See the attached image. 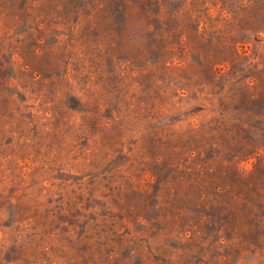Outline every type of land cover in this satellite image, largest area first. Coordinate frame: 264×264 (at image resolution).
Wrapping results in <instances>:
<instances>
[{
	"label": "rangeland",
	"instance_id": "1",
	"mask_svg": "<svg viewBox=\"0 0 264 264\" xmlns=\"http://www.w3.org/2000/svg\"><path fill=\"white\" fill-rule=\"evenodd\" d=\"M0 264H264V0H0Z\"/></svg>",
	"mask_w": 264,
	"mask_h": 264
}]
</instances>
